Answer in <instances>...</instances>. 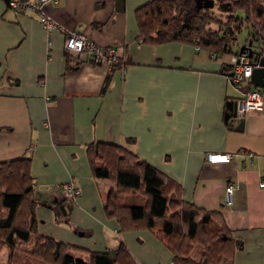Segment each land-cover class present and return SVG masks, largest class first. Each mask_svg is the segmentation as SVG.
<instances>
[{"label": "crops", "instance_id": "crops-1", "mask_svg": "<svg viewBox=\"0 0 264 264\" xmlns=\"http://www.w3.org/2000/svg\"><path fill=\"white\" fill-rule=\"evenodd\" d=\"M149 1L48 2L43 11L58 27L46 31L37 12L0 0V162L29 159L35 195L48 202L36 206L40 233L97 251L124 244L137 264H172L171 251L151 231H122L104 211L114 184L92 175L86 146L125 145L175 179L184 201L222 214L241 242L233 264H264V102L225 121L226 102L236 107L241 97L224 70L231 53L182 40L139 41L136 11ZM63 30L115 46L119 65L66 51ZM212 152L238 154L211 163ZM68 181L82 192L67 199L61 217L55 205ZM230 183L236 188L227 205Z\"/></svg>", "mask_w": 264, "mask_h": 264}, {"label": "trees", "instance_id": "trees-1", "mask_svg": "<svg viewBox=\"0 0 264 264\" xmlns=\"http://www.w3.org/2000/svg\"><path fill=\"white\" fill-rule=\"evenodd\" d=\"M204 1L151 0L140 6L136 11L138 40H182L214 54L232 53V44L245 28V43L250 42L252 51L261 55L264 0H212V7ZM223 3L231 10H222ZM237 10L243 15H237ZM229 69V64L224 67L226 72ZM235 108L233 102H226L225 121L237 116ZM86 155L92 175L114 184L105 195L103 208L115 217L120 230L148 229L171 251L172 264H233L241 242L219 211L184 201L175 179L125 145L94 140L86 146ZM66 201H56L61 217L67 215L72 199ZM39 203L48 206L35 195L29 159L0 162V248L7 247L10 255H22V262L34 259L35 264H137L124 244L115 251H97L40 233Z\"/></svg>", "mask_w": 264, "mask_h": 264}, {"label": "built area", "instance_id": "built-area-1", "mask_svg": "<svg viewBox=\"0 0 264 264\" xmlns=\"http://www.w3.org/2000/svg\"><path fill=\"white\" fill-rule=\"evenodd\" d=\"M57 0H6L8 7L23 11L31 9L39 14L40 22L46 31L57 28L56 22L43 11V5L48 2L55 3ZM64 31V49L70 53L90 57L93 61L106 63L110 67L120 63L117 48L115 46H103L95 43L87 35L76 30ZM261 55H257L252 44L244 43L237 51L230 54L229 72L230 81L241 89V97L236 102L237 116H244L248 111L261 109L263 106V93L260 88L251 83V74L255 67L260 65V58L264 57V40L261 43ZM244 88V89H243ZM238 152H212L206 158L208 162H229L236 158ZM249 157L253 154L247 153ZM260 182V185H263ZM234 183L225 188V203L229 205L234 189ZM62 196L67 199H75L82 192L81 188L73 181H68L61 186Z\"/></svg>", "mask_w": 264, "mask_h": 264}, {"label": "rangeland", "instance_id": "rangeland-1", "mask_svg": "<svg viewBox=\"0 0 264 264\" xmlns=\"http://www.w3.org/2000/svg\"><path fill=\"white\" fill-rule=\"evenodd\" d=\"M213 10L215 11V13L217 14V15H219V14H221L220 13V11H218V9L216 8V7H214L213 8ZM237 15H243V13H242V11L241 10H237L236 12H235ZM223 18V17H222ZM245 38H246V30H245V28H243L239 33H238V35H237V40L232 44V51H237L242 45H244V43H245ZM224 58H226V56L224 55L223 56ZM229 57V56H228ZM51 213H52V217H54V212L53 211H50ZM42 219H43V217H42ZM53 219V218H52ZM40 227H41V229H43V226L45 225V223H50V221L49 220H46L45 222H41L40 221ZM54 223L55 224H57L56 223V221H54ZM69 223H72L70 220H69ZM63 225H64V228H68V229H70L68 226H70V225H68L67 223H63ZM70 227H72V225L70 226ZM50 228V232H53L54 231V229L52 228V227H49ZM73 228V227H72ZM74 229V228H73ZM78 231H77V234L78 235H80V233H82V231L83 230H80V228H76ZM54 235H56V236H58L59 235V233L58 232H56V234L54 233ZM65 235H67V236H69V234H65ZM81 236V235H80ZM80 238H82V237H80ZM31 247V246H30ZM18 252V251H17ZM23 254V256H28V254H25V253H22ZM22 255H20V256H18V253H15V254H11L10 255V250L7 248V247H5V246H3V247H1L0 248V264H35V260L33 259V260H31L30 262H22ZM44 264H47V263H44Z\"/></svg>", "mask_w": 264, "mask_h": 264}, {"label": "water", "instance_id": "water-1", "mask_svg": "<svg viewBox=\"0 0 264 264\" xmlns=\"http://www.w3.org/2000/svg\"><path fill=\"white\" fill-rule=\"evenodd\" d=\"M200 0H197L199 2ZM204 4L206 6H213L212 0H205ZM220 8L222 10H231V6L227 5L225 3L220 5ZM260 65L258 67H255L251 74V83L254 87L263 89L264 88V57L260 58Z\"/></svg>", "mask_w": 264, "mask_h": 264}]
</instances>
